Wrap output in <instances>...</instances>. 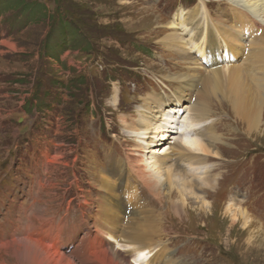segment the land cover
<instances>
[{
  "label": "rangeland",
  "instance_id": "1",
  "mask_svg": "<svg viewBox=\"0 0 264 264\" xmlns=\"http://www.w3.org/2000/svg\"><path fill=\"white\" fill-rule=\"evenodd\" d=\"M197 3L0 0V146L4 151L0 153V212L4 214L0 230L4 239L21 232L24 215H43V202L49 203L53 215L70 212L71 223L80 217L90 221L100 179L108 176L118 160L122 164L126 151L129 154L136 143L125 130L135 124L128 118L143 97L163 91L170 95L172 91L162 77L175 74L179 66L159 43L163 32L159 25L178 9H191ZM213 6L217 4L213 2ZM94 57L101 63L92 61ZM234 60L242 63V54ZM196 93L189 91L184 103L191 95L194 100ZM114 96L117 103L111 105ZM221 99L226 103L211 105L206 115L211 118L213 132L203 130L200 124L203 141L216 154L205 153L214 157H207L204 164L197 165L189 152L182 157L171 144L182 134L185 112H174L178 120L171 139L162 135L164 131L159 136L157 149L171 144L176 152L171 160L179 172L184 173L182 165L187 162L196 171H210L215 179L213 187L212 182H204L210 180H202L203 186L195 185L194 189L187 183L178 186L185 212L181 222L173 219L167 228L159 257L162 264H264V117L259 130L247 135L246 124L236 120L229 103ZM22 116L24 122L16 121ZM209 134L213 135V145L207 141ZM109 135L111 141L105 140ZM147 135L151 136L150 131ZM11 144L17 156L4 158ZM255 148L259 150L246 154ZM104 170L107 176L102 175ZM127 174L133 178L131 170ZM190 179L187 177L188 183ZM147 181L142 185L133 180L128 183V191L135 197L129 203L124 195L127 205L140 208L148 203L143 216H156L158 211L161 216L176 218L169 209L168 189ZM158 189L161 201L155 198ZM231 197L237 208L243 207L250 215L252 223L245 225L246 234L241 219L232 223L231 214L224 215ZM45 214L50 211L46 209ZM10 256L8 247H0L1 261ZM168 258L173 261L168 262ZM11 260L10 264L35 263L23 249Z\"/></svg>",
  "mask_w": 264,
  "mask_h": 264
},
{
  "label": "bare ground",
  "instance_id": "2",
  "mask_svg": "<svg viewBox=\"0 0 264 264\" xmlns=\"http://www.w3.org/2000/svg\"><path fill=\"white\" fill-rule=\"evenodd\" d=\"M213 2L217 6H213ZM222 4L226 6L225 10ZM159 27L163 31L159 43L166 47L179 66L175 74L162 77L163 82L171 84L169 88L172 91L170 95L163 91L161 95L156 93L157 96L150 94L143 97L142 103L128 118L132 120L130 124H135L125 127V130L136 143L133 140L132 151L129 150V154L126 151L122 164L118 160L116 165L111 166L108 176L105 170L101 172L107 177L100 179V188L96 189L99 196L94 198L91 222L80 217L77 223H71L70 212L53 215L49 203L43 202L50 214H45L43 209V215L37 214L34 218L24 215L26 220L22 223L21 232L5 239L0 230V247H8L11 256L23 249L35 259L34 264H162L159 257L160 251L165 248L167 228L173 219L181 222L185 212L184 199L182 193L177 191L178 186L187 183L194 189L195 185L203 186L202 180H210L204 182L211 183L214 179L210 171H196V167L188 166L187 162L182 163L186 173L179 172L180 168L177 169V165L174 167L177 163L171 160L176 152L170 145H176L182 157L189 152V158H196L197 165L204 164L207 157H214L205 154L216 155L208 150L200 130L203 127V130L206 128L213 132L211 118L206 115L211 112V105L226 103L221 98L229 103L235 119L246 124L247 135L259 130L264 117V0H198L191 9H178L169 21L166 20ZM240 53L242 63L234 60ZM219 89L229 95L222 94ZM189 91L192 95L197 92L195 101L191 95L188 103H184L183 97H187ZM116 103L114 96L111 105ZM177 109L180 115L183 112L186 114L184 127L180 129L182 134L170 145L166 143L157 149L163 131L162 135L172 138L178 120L174 114ZM149 131L151 136L147 135ZM207 141L211 145L215 143L212 134L207 136ZM256 150L259 149L246 154ZM185 167L188 168L185 170ZM130 170L133 178L127 174ZM187 177L191 178L189 183ZM147 179L156 188L159 185L168 189L169 209L172 208L176 218L161 216L162 213L158 211L156 216H143L142 211L148 210V203L140 208L127 205L124 195L129 203L135 197L132 191H128V183L133 180L142 185ZM157 192L159 197L155 198L161 201L162 195L159 194L162 193L159 189ZM233 198H230L224 215L230 213L232 223L237 218L241 219L246 234L248 229L245 225H250L252 220L243 207L237 208L233 204ZM56 215V220H47ZM0 218L4 219V214ZM11 256L0 260V264H10ZM169 261L172 262V258H168Z\"/></svg>",
  "mask_w": 264,
  "mask_h": 264
},
{
  "label": "crops",
  "instance_id": "3",
  "mask_svg": "<svg viewBox=\"0 0 264 264\" xmlns=\"http://www.w3.org/2000/svg\"><path fill=\"white\" fill-rule=\"evenodd\" d=\"M34 107H36V106L34 105Z\"/></svg>",
  "mask_w": 264,
  "mask_h": 264
},
{
  "label": "flooded vegetation",
  "instance_id": "4",
  "mask_svg": "<svg viewBox=\"0 0 264 264\" xmlns=\"http://www.w3.org/2000/svg\"><path fill=\"white\" fill-rule=\"evenodd\" d=\"M6 144H7V142H6Z\"/></svg>",
  "mask_w": 264,
  "mask_h": 264
}]
</instances>
